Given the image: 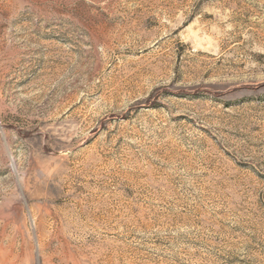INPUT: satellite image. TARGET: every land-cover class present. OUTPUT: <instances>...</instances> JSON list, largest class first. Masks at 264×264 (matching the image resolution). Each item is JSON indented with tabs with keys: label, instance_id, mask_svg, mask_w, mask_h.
Returning a JSON list of instances; mask_svg holds the SVG:
<instances>
[{
	"label": "rangeland",
	"instance_id": "1",
	"mask_svg": "<svg viewBox=\"0 0 264 264\" xmlns=\"http://www.w3.org/2000/svg\"><path fill=\"white\" fill-rule=\"evenodd\" d=\"M0 264H264V0H0Z\"/></svg>",
	"mask_w": 264,
	"mask_h": 264
}]
</instances>
